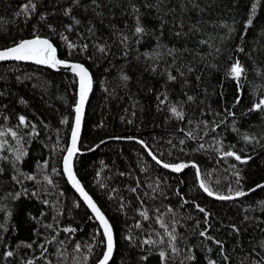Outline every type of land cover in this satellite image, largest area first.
I'll use <instances>...</instances> for the list:
<instances>
[{
  "label": "trees",
  "instance_id": "trees-1",
  "mask_svg": "<svg viewBox=\"0 0 264 264\" xmlns=\"http://www.w3.org/2000/svg\"><path fill=\"white\" fill-rule=\"evenodd\" d=\"M35 2L28 18L16 15L26 0H0V49L39 35L51 40L59 58L87 66L94 84L81 150L105 139L138 138L164 162L196 163L214 193L235 195L264 182V107L254 109L264 97V0ZM62 35L76 47L69 49ZM237 60L245 69L238 80L230 73ZM76 96L70 73L0 63V264H95L104 253L98 222L62 172ZM74 168L113 227L109 264H257L264 258V188L233 201L213 199L200 188L195 168L170 172L133 140L104 142L77 155ZM157 217L176 236V252ZM206 228L223 241L227 260L200 236Z\"/></svg>",
  "mask_w": 264,
  "mask_h": 264
},
{
  "label": "snow or ice",
  "instance_id": "snow-or-ice-1",
  "mask_svg": "<svg viewBox=\"0 0 264 264\" xmlns=\"http://www.w3.org/2000/svg\"><path fill=\"white\" fill-rule=\"evenodd\" d=\"M93 3L96 2V0H92ZM73 4H79V0H73ZM256 5H253V8H255ZM37 9V3L35 0H26V3H24L21 6V10L16 13V15H21L24 14L26 17L30 18L32 14L36 12ZM72 12V9L66 8L64 10V15L70 16ZM73 21L75 24H79L80 21L77 20L75 17H72ZM40 20L44 21L46 20V14H41L40 15ZM251 20L248 21V24H251ZM49 29L56 33V29L53 28L52 25H48ZM66 30L71 31L72 30V25H67ZM135 32L137 34L144 32V28L139 26V22L137 23V27L135 28ZM61 38L67 42V46L69 49H74L76 47L75 44L70 42L68 40L67 36L62 35ZM84 48H87V45H84ZM242 50V49H241ZM99 51L103 52L104 48L100 47ZM6 60H15V61H33L34 63L38 65H48L50 67L55 68L57 65H62L66 68L71 69V71L79 78L78 83H79V100L77 104L75 105V122L71 130V146L66 149L67 155L63 158V165H64V171L68 176V179L71 181L73 187L76 189V191L80 194V196L83 198L87 206L91 209V211L95 214V218L99 221L100 225L103 228V235L106 238V251L103 253L102 259L99 261V264H108V261L110 260L112 253H113V235H112V229L111 225L109 224L108 220L105 218L104 214L101 212V210L97 207V205L93 202L92 198L88 195L87 192L84 191L83 187L81 186L79 180L76 179L75 174L73 173L72 170V158L74 155L78 152L77 148V141L80 133V128H81V121H82V115H83V109H84V104L85 101L87 100L88 93L92 89V77L89 74V71L87 68H85L82 64L79 63H70L65 60H61L57 58V49L51 42L49 38H42L39 35H34L33 38L31 39H23L18 42H15L13 46L8 47L6 49L0 50V61H6ZM245 69L243 66L240 64V62L237 60L231 65L230 73L235 79H240L242 73H244ZM123 79L127 80L128 77L124 76ZM169 79L175 80V76H169ZM188 99H192V97H188ZM164 101L161 100V103ZM261 107H264V99H261L258 103L254 105V109H260ZM171 112L179 119L184 118V113L182 111H178L175 106L171 107ZM19 122L21 125L25 124V117L20 116L19 117ZM64 123H67V120L65 119L63 121ZM0 135H4L3 132H0ZM189 135H191L189 133ZM11 136L13 138H16L17 133L15 131H11ZM246 140L249 139V137L245 136L244 137ZM141 144H144L143 141H140ZM183 143V141H181ZM0 147H3V144L0 143ZM145 148H148L146 144H144ZM203 147V145H201ZM149 155L152 157L153 160L158 165H161L163 168L166 169H171L174 172H180L183 169L187 168L189 165L187 163H168L164 162L161 159L157 157L156 154H154L151 150H149ZM226 156H234L235 159L241 160V157L237 155L234 152H226ZM17 159H20L19 156H17ZM193 168L197 169V175H199V168L195 163L191 165ZM47 179V178H46ZM51 182V181H49ZM257 187L264 188V185H257ZM200 188L204 190L209 196L215 195L217 199L220 200H229L237 197H242L246 195L244 191H236L235 192V197L232 195H222L218 193H214L202 180L200 181ZM135 191V189H133ZM250 191H255V189H251ZM79 206V205H77ZM200 212H205L204 208L199 207V205L196 206ZM171 211V209H169ZM141 215L144 216L145 219H148L147 213L146 212H141ZM207 216L208 214L205 213V223H207ZM158 222L160 223L161 228H164L165 234L168 237V243L169 246L171 247L173 252H176L177 249L175 247L174 241L176 240V236L174 235L173 231H169L168 227L164 224L162 220H160L159 217H157ZM139 227V225H137ZM3 225H0V228H2ZM51 227V226H49ZM234 231H239V229H236L233 226ZM66 232H73L75 229L72 228H66L64 229ZM200 236L205 237L208 240H212L213 243L218 245L221 249V255L223 256L224 260H227L228 257L224 253V244L223 241L214 239L213 237L208 235V229L202 230L200 233ZM159 236L160 234L157 233ZM161 243L164 242L163 238L161 237L160 240ZM145 244H154L156 241H153L151 239H147L144 241ZM264 246V245H262ZM30 247V245H29ZM43 247V246H42ZM77 249H79V245H77ZM209 251L211 249L209 248ZM13 255V252L8 251L6 253L7 257H11ZM160 256L163 258L165 257V252L161 251ZM146 259V258H145ZM190 259H194V257H190ZM28 264H33L32 261H28ZM208 264H217L215 260L209 259ZM257 264H264V258H261L260 261H257Z\"/></svg>",
  "mask_w": 264,
  "mask_h": 264
},
{
  "label": "water",
  "instance_id": "water-1",
  "mask_svg": "<svg viewBox=\"0 0 264 264\" xmlns=\"http://www.w3.org/2000/svg\"><path fill=\"white\" fill-rule=\"evenodd\" d=\"M42 37V36H41ZM31 38H33V37H30V38H25V39H31ZM42 38H46V37H42ZM54 45V44H53ZM11 46H13V45H11ZM11 46H8V47H11ZM55 46V45H54ZM8 47H5V48H1L0 50H3V49H6V48H8ZM57 58L58 59H61V58H59L58 57V54H57ZM61 60H65V59H61ZM65 61H68V62H70V63H79V64H82L85 68H87V66L85 65V64H83V63H81V62H78V61H73V60H65ZM8 62H20V63H24V64H31V65H35V66H37V67H42V68H46V69H49V70H51V71H54V72H65V73H70V74H72V75H74L76 78H77V96H76V102H75V105L77 104V102H78V100H79V83H78V77L71 71V69H69V68H66V67H64V66H62V65H57L55 68H53V67H50V66H48V65H38V64H36V63H34L33 61H15V60H6V61H0V63H8ZM88 69V68H87ZM88 71H89V74L91 75V77H92V89H91V91L88 93V97H87V100L85 101V104H84V109H83V115H82V121H81V128H80V133H79V137H78V141H77V148H78V152L74 155V157L72 158V170H73V173L75 174V176H76V179L77 180H79V182H80V184H81V186L83 187V189H84V191L85 192H87L88 193V195L92 198V200H93V202L97 205V207L101 210V212L104 214V216H105V218L108 220V222H109V224L111 225V222L109 221V219L107 218V216L105 215V213L103 212V210L99 207V205L97 204V202L93 199V197L91 196V194L86 190V188L84 187V185H83V183L81 182V180L78 178V176H77V174H76V172H75V168H74V162H75V159H76V157H77V155H81V154H86L87 152H90V151H92V150H94L97 146H99V145H101L102 143H104V142H107V141H110V140H124V141H131V140H133V141H136V142H138V143H140V139H138V138H111V139H105V140H103V141H101L100 143H98L97 145H95L92 149H89V150H81L80 149V140H81V136H82V130H83V124H84V118H85V113H86V108H87V104H88V102H89V99H90V97H91V94H92V91H93V84H94V80H93V75H92V73L90 72V70L88 69ZM261 99H264V97H262ZM260 99V100H261ZM74 109H75V107H74ZM74 122H75V111H74V116H73V122H72V126H71V130H72V127H73V125H74ZM141 144V143H140ZM145 144V143H144ZM144 144H141L143 147H144ZM71 146V131H70V134H69V141H68V145H67V148L68 147H70ZM145 148V147H144ZM146 149V151H147V153L149 154V148H145ZM67 155V151L65 152V154H64V156H63V158L65 157ZM150 156V155H149ZM151 157V156H150ZM63 158H62V172H63V175H64V177H65V179H66V181H67V183L69 184V186L73 189V191L77 194V196L79 197V199L83 202V204L87 207V209L90 211V213L94 216V218H95V214L91 211V209L87 206V204L85 203V201L83 200V198L80 196V194L76 191V189L73 187V185H72V183H71V181L68 179V176H67V174L65 173V171H64V165H63ZM152 158V157H151ZM155 161V160H154ZM189 166L188 167H192L191 165L193 164V163H187ZM196 164V163H195ZM161 166V165H160ZM162 167V166H161ZM187 167V168H188ZM198 167V166H197ZM163 168V167H162ZM164 169H166V168H164ZM166 170H168V171H170V172H173V173H179V172H174V171H172L171 169H166ZM184 170V169H183ZM182 170V171H183ZM182 171H180V172H182ZM195 171H196V175H197V169L195 168ZM197 181H198V183H199V186H200V181H202L201 180V177H200V173H199V175H197ZM258 185H264V182H262V183H260V184H258ZM258 188H261V187H257V185L255 186V187H253V188H251V189H258ZM250 189V190H251ZM250 190H247V191H244L245 193H246V195H244V196H242V197H245V196H247L248 194H250L252 191H250ZM233 197H235V195H232ZM210 197H212L213 199H216V200H220V199H217L216 198V196L215 195H213V196H210ZM242 197H237V198H233V199H229V200H220V201H233V200H237V199H239V198H242ZM96 219V218H95ZM96 221L98 222V224H99V227H100V229H101V231H102V235H103V228H102V226L100 225V223H99V221L96 219ZM111 229H112V235H113V253H112V256H111V258H110V260L108 261V264L110 263V261H111V259L113 258V255H114V252H115V248H116V242H115V236H114V230H113V227H112V225H111ZM103 238H104V240H105V250H104V252L106 251V243H107V241H106V238L104 237V235H103ZM102 257H103V255L101 256V258L95 263V264H99V261L102 259Z\"/></svg>",
  "mask_w": 264,
  "mask_h": 264
}]
</instances>
